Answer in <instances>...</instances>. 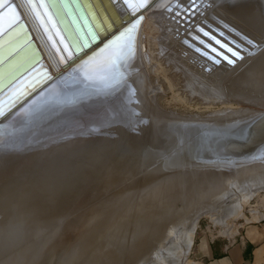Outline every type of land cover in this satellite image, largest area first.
Masks as SVG:
<instances>
[{
  "label": "bare ground",
  "instance_id": "obj_1",
  "mask_svg": "<svg viewBox=\"0 0 264 264\" xmlns=\"http://www.w3.org/2000/svg\"><path fill=\"white\" fill-rule=\"evenodd\" d=\"M154 3L118 83L86 90L74 79L109 42L82 62L49 63L58 79L2 126L16 131L0 144V264H184L202 215L228 227L264 191V0ZM116 9L132 14L123 1ZM166 68L182 94L226 108L207 118L163 110L150 76ZM57 90L72 102H55ZM82 216L88 232L65 253L45 248Z\"/></svg>",
  "mask_w": 264,
  "mask_h": 264
},
{
  "label": "water",
  "instance_id": "obj_2",
  "mask_svg": "<svg viewBox=\"0 0 264 264\" xmlns=\"http://www.w3.org/2000/svg\"><path fill=\"white\" fill-rule=\"evenodd\" d=\"M121 1L91 0L101 11L96 13L95 19L85 13L83 19L71 26V35L64 24L57 25L60 29L57 35L46 16L38 19L30 10L27 15L21 10L26 26L17 30L11 39L8 27L0 36V110L4 112L0 126L58 79V73H53L49 63L53 67L59 64L66 67L78 59L82 62L115 37L117 28L124 26L130 17L121 18L117 12L116 6ZM12 2L19 5L21 0Z\"/></svg>",
  "mask_w": 264,
  "mask_h": 264
},
{
  "label": "snow or ice",
  "instance_id": "obj_3",
  "mask_svg": "<svg viewBox=\"0 0 264 264\" xmlns=\"http://www.w3.org/2000/svg\"><path fill=\"white\" fill-rule=\"evenodd\" d=\"M150 3L155 6L154 0H123V4L127 8L132 9L133 14L142 8H148ZM21 10L24 11L25 15L30 10L38 19L41 18V15L46 16L48 22L56 30L57 35H60L58 24H64L69 29V35H71V26L75 25L78 19H83L85 13L88 17L95 19L96 13L101 11L99 6L91 2V0H21L19 5L13 3L12 0H0V36L4 34L5 21L7 22V27L11 29L8 34L9 39L17 30H22L26 26L21 17ZM41 10H43V13H41ZM143 15L144 13L141 12L140 16L137 17L136 23L130 24L113 40L109 41L99 53H96L85 62V65L90 66L82 69V77H74V79L81 82L84 89H94L97 86L111 87L119 82L118 78L122 75L121 65L130 54V45L134 40L133 33L139 21L143 19ZM204 35L207 36L209 33L205 32ZM93 39H95V36H93ZM61 42H63V37H61ZM217 43L220 42L217 41ZM248 43L252 42L248 41ZM223 46L221 45V47ZM65 50H67V46ZM228 51L232 52L233 56L243 59L238 52L232 49H228ZM69 56H71V52H69ZM225 58L227 59V57ZM228 62L233 63L234 61L229 60ZM53 99L57 103L72 102L71 100L65 101L64 93L60 90L53 93ZM48 103L50 101L45 99L39 104H34L27 109L21 110L22 118L30 120ZM2 116H4V112L0 110V117ZM15 131L13 124H10L8 128L0 126V144H3L5 138L13 135Z\"/></svg>",
  "mask_w": 264,
  "mask_h": 264
},
{
  "label": "rangeland",
  "instance_id": "obj_4",
  "mask_svg": "<svg viewBox=\"0 0 264 264\" xmlns=\"http://www.w3.org/2000/svg\"><path fill=\"white\" fill-rule=\"evenodd\" d=\"M154 2H155V0H154ZM150 6H152V3L149 4V7ZM148 8H146V9L144 8L142 10H139V11L135 12V14L132 13L133 16L131 13L130 14L127 13L126 15H130V17L132 16L131 18H133V20H136V18L140 16L141 12L142 13L147 12ZM124 27L125 26H123L122 28L124 29ZM122 28L118 29V31L122 30ZM170 73H172V72L166 68L164 70L163 74H161L160 76H155V75L150 76L151 82L153 84L159 85V87L161 89V93L158 96V103L163 110H165L167 112H171V113L173 112V113H176L179 115L188 116V117L191 116V117L207 118L212 113H215L219 110L226 108V106H224V105H219V104L213 105L212 103L208 104L207 102H205V101L203 102L199 99H195V98L190 99V96L187 97V94L186 95L182 94V91H179L180 90L179 84H181L180 76L174 72L172 74H170ZM157 79H158L159 83L157 82ZM189 101L191 103H189ZM233 108L237 109L238 107H237V105H234ZM129 173L127 175L122 174L121 176H119V178H118L119 182L116 181V183H120L118 185V187H123V186L129 184L133 180V178H134L133 174H129ZM123 181H125V182H123ZM118 187L116 186L115 188L117 189ZM259 192L255 195V197L253 196L251 201L245 207V210H244L245 216L243 215L242 218L230 220L228 227L216 225L213 223V221L210 219V217H208L207 215H205V216L202 215L204 217L201 216L198 223H197L198 226L196 227V231L194 233L193 245H192L190 252L187 255V258H185L186 262L184 264H191L190 258H192L191 257L192 252H193V249L195 248L194 245L198 242V240L202 237V235H204V236L207 235V236H209V238H215V239H233L236 237L237 234L240 233V231H242L243 225L248 224V223H253V222L264 221V191L261 190ZM197 215H198V213H197ZM84 216H82L76 220V221H78V220H80V221H78L75 226H71L75 229V231L71 230V228L69 229L70 231L68 230L67 233L62 231V230L60 232L56 231L54 238H52L48 242V244L45 246V248L51 249L54 254L56 253L55 255H57V256L61 255L62 253H65L66 249L71 244V237L78 238L80 236V234H84V233L88 232L87 229L85 230V228H86L85 225L89 224L90 218L82 220V218ZM228 230L230 231V233ZM225 231H228V234L223 233ZM62 232H64V233H62ZM54 240H56V245H55ZM57 250H59V252H57ZM43 252H45V249L43 250ZM53 262H54V264H58L59 258H56L55 261L53 260ZM46 263L47 262L45 261L44 264H46Z\"/></svg>",
  "mask_w": 264,
  "mask_h": 264
},
{
  "label": "crops",
  "instance_id": "obj_5",
  "mask_svg": "<svg viewBox=\"0 0 264 264\" xmlns=\"http://www.w3.org/2000/svg\"><path fill=\"white\" fill-rule=\"evenodd\" d=\"M194 246L191 264H264V221L243 225L233 239L202 235Z\"/></svg>",
  "mask_w": 264,
  "mask_h": 264
}]
</instances>
